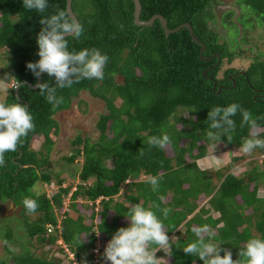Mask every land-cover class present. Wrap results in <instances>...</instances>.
Segmentation results:
<instances>
[{"label":"trees","instance_id":"16d2710c","mask_svg":"<svg viewBox=\"0 0 264 264\" xmlns=\"http://www.w3.org/2000/svg\"><path fill=\"white\" fill-rule=\"evenodd\" d=\"M139 1L141 20L160 14L171 29L189 23L194 36L205 45L202 57L210 58L202 59L201 46L192 40L187 27L166 35L158 19L151 26L135 24L132 0H73L72 10L83 26V34L78 39L68 37V50L95 48L106 54L108 60L102 80L83 79L71 88L57 89L63 103L54 108L39 89L24 81L32 85L37 81L26 64L40 59L37 55V37L43 27L40 20L58 9L66 10V0H48L43 14L26 10L23 0H0V50L4 49L0 54L9 56L12 74L7 79L12 85L0 103H21L35 124V130L21 139L15 152L4 154L5 166H0V201L10 199L20 207L19 219L29 243L26 247L19 243L24 250L20 253L9 251L12 264H67L60 242L74 252L80 263L89 264L93 249L99 247L104 251L119 228L130 226L126 214L136 204L152 210L168 236L176 230L177 238L170 241L165 252L170 261L163 260L160 264H203L198 256L183 252L184 247L197 239L193 226L208 225L215 233L212 242L231 251L234 260L239 259L240 248L250 238H256L251 227L258 233L257 238L264 239V195L259 198L257 195L259 185H264V170L259 171L255 162L242 175L219 170V183L215 186L208 171L197 166L198 158L208 153V143L240 148L249 135V128L241 127L242 114L237 112L231 117L235 122L231 142L219 133L215 141L209 140L207 133L217 132L211 129L208 120V112L214 106L239 104L257 120L258 138L264 139V60L255 56L247 68L228 67L218 77L223 60L230 63L236 54L227 40L221 41L211 27L216 22L213 6L217 0ZM237 3L246 12L237 17L244 31L247 22L252 27L259 21L264 23V0H237ZM232 15L230 10L223 19V22L228 20L229 27ZM244 31L245 34L247 30ZM245 39L246 35H242L241 41ZM116 75L122 77L121 82L115 80ZM4 76L0 70V78ZM16 82L20 83L17 94L20 100L15 95ZM40 82L55 86V78L47 73L42 74ZM83 90L103 99L108 112L97 121L98 139L92 142L87 136H77L65 157L72 163L82 156L78 179L85 182L93 179L90 185H78L72 192L70 208L76 214L72 217L69 208L64 210L62 204L70 184L63 187L62 180H58L50 196L44 190L35 194L30 189L37 180L51 183L50 136L58 131L53 115L68 109L72 97ZM115 98L120 99L119 106L114 104ZM180 109L189 116H176ZM171 118L173 123H169ZM167 123L176 126L175 135H168L172 152L148 143L150 137L164 134ZM35 136L43 138L45 151L31 148ZM255 150L264 154L262 148ZM239 159L241 155L231 160ZM141 174L159 176L158 191L152 190L147 178L140 180ZM201 195L210 206H201L192 214L200 204ZM100 196L103 198L95 210L88 201ZM161 196L169 198L168 202L163 203ZM25 197L37 202L34 213L25 209L22 203ZM80 197L86 199L85 203L77 200ZM164 208L171 209L167 218L161 211ZM211 210L219 216L212 217ZM49 225L53 226L51 232L47 231ZM3 238L5 248L18 242L9 224H4ZM32 240L52 247L57 244L58 252L48 258L35 255L29 249ZM220 254L223 256L224 251ZM0 264L8 263L0 257Z\"/></svg>","mask_w":264,"mask_h":264},{"label":"clouds","instance_id":"9594fccd","mask_svg":"<svg viewBox=\"0 0 264 264\" xmlns=\"http://www.w3.org/2000/svg\"><path fill=\"white\" fill-rule=\"evenodd\" d=\"M23 5L26 10H35L43 14L48 8V0H23ZM40 24L43 26L37 37L39 48L37 55L40 59L35 63L28 62L26 68L32 72L37 81L44 73L55 78L54 87L47 82H36L33 85L55 108L63 103V97L57 96V89L71 88L74 83L83 79L102 80L108 56L95 48L83 49L78 52L68 50V37L78 39L83 34V26L76 17L66 10L58 9L51 16H43ZM0 91L7 92L8 89L0 85ZM237 112L242 114L241 127L249 128V135L243 140L239 150L245 154H251L256 148L264 149V139L258 138L257 120L253 119L251 113L237 103L214 106L209 110L210 127L217 130V132L209 131L207 133L209 140L215 141L219 133L221 136L226 135L228 141L231 142V131L235 127V122L231 117L235 116ZM34 130L33 117L26 106L21 103L11 105L0 103V166H5L4 154L15 152L21 139L27 137L29 132ZM148 143L165 150L171 140L167 134H163L150 137ZM262 156L264 157V154ZM214 162L220 164L222 159L214 156ZM145 178L146 176H143V179ZM159 180V176L147 177V182L151 184L154 192L159 189ZM77 182L71 186L66 195L67 198L69 193L72 194L76 190L72 191L74 186L91 184V182L85 181ZM44 183L45 187L49 184ZM257 195L259 198V193ZM70 196L68 201H70ZM164 199L163 196L160 197L161 201ZM22 203L30 214L38 208L37 202L28 197H25ZM161 211L167 218L171 209L164 208ZM126 217L130 220V226L121 227L114 233L107 243L103 258L110 261L111 264H160L156 252L161 249L166 252L171 245L162 221L152 210L146 209L141 204L131 207ZM192 232L197 239L184 247L183 252L186 255L198 256L203 264H264V239L250 238L240 248L239 259L234 260L231 251L221 249L220 246L212 242L215 233L208 225L193 226ZM153 245L156 246L155 249L152 248ZM221 251H224L223 256L220 254ZM63 254L65 255V253Z\"/></svg>","mask_w":264,"mask_h":264},{"label":"rangeland","instance_id":"374dc122","mask_svg":"<svg viewBox=\"0 0 264 264\" xmlns=\"http://www.w3.org/2000/svg\"><path fill=\"white\" fill-rule=\"evenodd\" d=\"M213 10L216 15V22L211 23V27L220 35L221 41L227 40L229 45L232 47L231 49L236 54L230 63L223 60L221 68L218 72V77H221L223 70L228 67H234L238 69L247 68V66L255 59V56L260 60H264V23L262 21H259L257 25L254 24L253 27L248 26L249 23L247 22V26L244 25L247 30V32H245L246 30L244 31L240 25L242 23L241 19L239 20L237 17L238 15L244 14L246 12L241 10L237 0H217V3L213 6ZM230 10H233V15L229 19L232 21V24L237 27L232 26V24L229 27L228 20L223 22V19L225 18L224 16ZM247 14L250 15L249 13ZM242 35L243 37L246 35V39L244 41H241ZM2 51H4V49L0 50V53H2ZM8 62L9 56L6 54H0V70H2L3 74L5 75L4 78H0V85L6 87L9 90L12 82H7V79L12 77V74ZM115 80L117 82H121L122 77L116 75ZM7 92L0 91V101L5 98ZM114 104L119 106L120 99L115 98ZM107 112L108 109L103 99L92 96L88 91L83 90L80 91L77 96L72 97L68 109L57 111L53 115V118L58 123V131L56 134H51L50 136L52 139V146L49 151V172L51 174V180L54 182V187H45V183H41L40 180H37L30 189L31 193L38 194L43 190L45 193L47 191L52 193V191H54V189L57 187L58 180H62L63 186H68L69 184L73 186L74 184L78 183L77 181H81L78 179L77 175L83 160L82 156H79L72 163L68 162L65 157H67L70 153L72 142L77 136H87L92 142L98 139L99 131L96 127V124L99 116L106 114ZM176 114V116H189V114L184 109L178 110ZM173 121L174 119L171 118L169 123H173ZM179 126L180 125L178 124V127ZM175 129L176 126L171 127V124L167 123L163 133L173 136L175 135ZM31 148L34 150L41 149L42 151H45L43 138H41V136H35L31 143ZM167 148L169 152H172L169 145ZM177 149L179 150L180 148ZM206 149L209 153L207 155L208 157L206 160L199 162V166L202 168H200L198 164L197 166L201 170L206 169V171H208V174L211 176V182H213L215 186H217L219 183V179L217 177V171L219 170L224 171L225 174L233 173L234 175H242V172L244 170L250 169L251 164L254 162L256 163L259 171L264 170V157L256 150L251 154H245L239 149H234L233 147L229 149V147L224 146L219 142L208 143ZM234 155H241L242 159L236 161L231 160ZM214 156L221 158L222 163H215ZM193 173L194 171L191 172V174ZM143 176L144 175L141 174L139 179H143ZM92 180L93 179H89L87 182H92ZM184 187H187V185H184ZM258 188L257 194L259 193V197H262L264 195V185L260 184ZM168 199L169 198H167V201H164L163 203L168 202ZM77 200H80L82 203H85L86 201L85 198L81 197ZM62 202L64 207L66 205L67 208H69L68 213H72L70 201H68L66 195L63 196ZM199 205L204 206V202L200 203ZM207 206L210 205L208 204ZM19 212L20 207L15 205L10 199L0 201V257L6 259L8 264H12L9 251L12 250L14 253H20L24 250L22 244L19 243L22 242L25 247L29 244L26 241L27 238L23 229V224L19 219ZM71 215L72 217L76 216L75 213H72ZM4 224H9L13 228L15 239L18 240L17 244H8L9 248H5L4 246ZM251 232L254 236H256V238L258 237V233L254 227H251ZM172 233H174L175 237L176 230L172 231ZM59 244L62 245L61 242ZM57 248H59V245L57 244L55 247H52L45 243L40 244L36 240H32L29 245V249L35 255L45 258H48L51 254L53 255L54 253H57ZM158 253L159 254H156L157 258L161 259L160 255H163L166 262L170 261L169 258H166L163 249L159 250Z\"/></svg>","mask_w":264,"mask_h":264},{"label":"water","instance_id":"95a60500","mask_svg":"<svg viewBox=\"0 0 264 264\" xmlns=\"http://www.w3.org/2000/svg\"><path fill=\"white\" fill-rule=\"evenodd\" d=\"M72 1L73 0H66V11H68L72 16L76 17V15L74 14V12L72 10ZM132 1L134 3L133 20H134L135 24L151 26L154 23V21L156 19H158L160 21V23H161V25L163 27V30H164L166 35H168L171 32H175V31L179 30L182 27H187L188 30H189V33L191 35L192 40L195 41L196 43H198L201 46L199 54L202 57V53L205 50V45L196 36H194L193 29H192V27H191V25L189 23L186 22V23H183V24H179L177 27L171 29V28H168V26H167V20L160 14H154L148 20H141L140 19L141 3H140L139 0H132ZM216 55L219 56L218 54H216ZM208 58H210V57H202V59H208ZM40 79H41V77L36 82H40ZM24 83H27L31 88L35 89L33 87V85L30 84L28 81H24ZM18 84H20V83L16 82L15 86H14L15 95L18 94V87H17ZM215 86H216V83H214V87ZM17 98L20 100L18 95H17Z\"/></svg>","mask_w":264,"mask_h":264},{"label":"built area","instance_id":"2783aa9c","mask_svg":"<svg viewBox=\"0 0 264 264\" xmlns=\"http://www.w3.org/2000/svg\"><path fill=\"white\" fill-rule=\"evenodd\" d=\"M48 186L50 188H53L54 187L53 182L49 183ZM75 189H76V186H74L72 188V191L75 190ZM49 192L47 191V196L48 195L50 196ZM70 194L71 193H69L68 198H69ZM102 198L103 197L100 196L95 201H88V204L90 206L94 207L95 210H97L99 208V206H100V200ZM64 209H66V205H65ZM52 229H53V226L49 225L48 228H47V231L51 232ZM61 247L63 248V251H64L65 255L67 256V259H68L67 264H82L76 259L74 252L71 251L69 249V247L65 243L62 242ZM104 251L102 249H99V247L93 249L92 250L91 260H90L89 264H107V261L103 258Z\"/></svg>","mask_w":264,"mask_h":264},{"label":"crops","instance_id":"0c3cea01","mask_svg":"<svg viewBox=\"0 0 264 264\" xmlns=\"http://www.w3.org/2000/svg\"><path fill=\"white\" fill-rule=\"evenodd\" d=\"M231 147H229V149H230ZM234 149H240V148H236V147H233ZM228 149V150H229ZM230 151V150H229ZM230 153V152H229ZM209 153H207V155H208ZM207 155H205L203 158H200V159H198L197 160V163H198V165H199V162L200 161H204V160H206V158L208 157ZM235 156V155H234ZM200 167V166H199ZM200 168H202V167H200ZM200 203H202V202H204V205H205V208H208L209 206H207L208 205V203H207V199L205 198L204 200H203V198H204V196L203 195H201L200 196ZM169 200V199H168ZM163 201H167V198L165 199V200H163ZM201 207V205H199L196 209H195V211L192 213V214H194L199 208ZM210 215H212V217H218L219 216V213L218 212H216V211H213V210H211L210 211V213H209ZM191 216V215H190ZM189 216V217H190ZM188 217V218H189ZM221 225V223L219 224V226ZM182 227V225L179 227L180 229H182L181 228ZM169 238H170V241H172V242H174L175 240H176V236L174 237V233H172V234H170L169 235ZM169 249V248H168ZM159 251V250H158ZM158 251L156 252V254H159L158 253ZM165 252V251H164ZM166 252H167V250H166ZM166 254V253H165ZM161 256V259L160 258H158V259H160L161 261V263H163V260H165V258H164V256L163 255H160ZM193 264H199V263H197V262H194Z\"/></svg>","mask_w":264,"mask_h":264}]
</instances>
